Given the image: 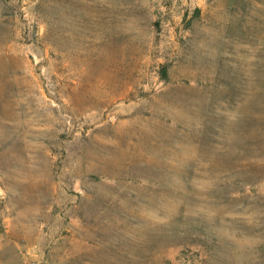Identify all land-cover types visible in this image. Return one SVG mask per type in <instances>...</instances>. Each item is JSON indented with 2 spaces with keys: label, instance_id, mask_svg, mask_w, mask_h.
I'll list each match as a JSON object with an SVG mask.
<instances>
[{
  "label": "rangeland",
  "instance_id": "obj_1",
  "mask_svg": "<svg viewBox=\"0 0 264 264\" xmlns=\"http://www.w3.org/2000/svg\"><path fill=\"white\" fill-rule=\"evenodd\" d=\"M0 264H264V0H0Z\"/></svg>",
  "mask_w": 264,
  "mask_h": 264
},
{
  "label": "water",
  "instance_id": "obj_2",
  "mask_svg": "<svg viewBox=\"0 0 264 264\" xmlns=\"http://www.w3.org/2000/svg\"><path fill=\"white\" fill-rule=\"evenodd\" d=\"M0 196H1V193H0Z\"/></svg>",
  "mask_w": 264,
  "mask_h": 264
}]
</instances>
